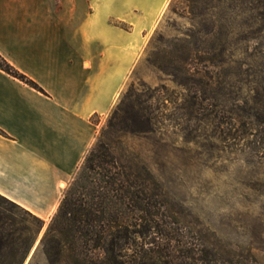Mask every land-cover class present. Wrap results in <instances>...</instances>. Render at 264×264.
Here are the masks:
<instances>
[{"label": "rangeland", "instance_id": "rangeland-1", "mask_svg": "<svg viewBox=\"0 0 264 264\" xmlns=\"http://www.w3.org/2000/svg\"><path fill=\"white\" fill-rule=\"evenodd\" d=\"M145 41L98 135L121 106L116 149L161 183L175 226L194 241L203 223L221 263L264 264V0H171ZM33 215L0 197V264H86Z\"/></svg>", "mask_w": 264, "mask_h": 264}, {"label": "crops", "instance_id": "crops-1", "mask_svg": "<svg viewBox=\"0 0 264 264\" xmlns=\"http://www.w3.org/2000/svg\"><path fill=\"white\" fill-rule=\"evenodd\" d=\"M170 1L0 0V55L44 90L0 69V195L55 215Z\"/></svg>", "mask_w": 264, "mask_h": 264}, {"label": "trees", "instance_id": "trees-1", "mask_svg": "<svg viewBox=\"0 0 264 264\" xmlns=\"http://www.w3.org/2000/svg\"><path fill=\"white\" fill-rule=\"evenodd\" d=\"M0 69L44 92L2 55ZM131 109L134 120L148 122L133 105ZM127 126L119 106L64 193L43 243L50 239L62 249L69 247L84 255L86 264H225L208 238L209 229L198 223V239L191 241L192 232L175 226L161 183L145 166L117 151V139ZM7 241L0 239V249L13 246V239ZM249 255L255 259L250 250ZM227 264L242 263L232 259Z\"/></svg>", "mask_w": 264, "mask_h": 264}]
</instances>
